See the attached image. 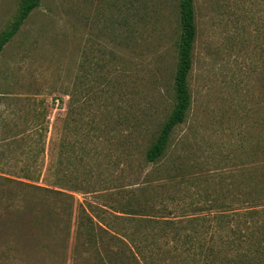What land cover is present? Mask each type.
Here are the masks:
<instances>
[{
    "label": "rangeland",
    "instance_id": "rangeland-1",
    "mask_svg": "<svg viewBox=\"0 0 264 264\" xmlns=\"http://www.w3.org/2000/svg\"><path fill=\"white\" fill-rule=\"evenodd\" d=\"M20 3L0 0V33ZM194 6L190 108L154 163L145 152L175 103L179 0H41L3 46L0 264H210L183 225L208 217L219 240L218 215L264 212V0Z\"/></svg>",
    "mask_w": 264,
    "mask_h": 264
},
{
    "label": "trees",
    "instance_id": "trees-1",
    "mask_svg": "<svg viewBox=\"0 0 264 264\" xmlns=\"http://www.w3.org/2000/svg\"><path fill=\"white\" fill-rule=\"evenodd\" d=\"M40 1L41 0H21L17 16L11 21L9 27L0 33V52L3 46L15 35V33H17L30 12L39 6ZM179 12L181 33L178 42L177 68L174 75L175 103L170 115L162 125L157 138L145 152V159L151 163L158 161L166 153L173 129L185 121L191 104L188 75L192 68V52L197 33L194 0H179ZM64 145L63 143V147ZM22 183L24 184L26 182ZM26 185H30L34 187L35 190H38V192L41 193V198L47 197L50 191L62 193L67 196L70 195V197H72L71 194L45 186L27 183ZM70 191H74V189ZM248 199L252 201L251 203H255V200H253L254 198ZM255 206V204L254 206H248V208L243 211H240L241 209L237 207L232 209L231 222H226V224H224V220L222 221L221 216L218 215L215 219L222 227H227L226 233L219 235V240L213 239V234L216 233L215 231L217 229H214L210 218H201L199 227L193 225V222L199 219L191 218V226L183 225L182 227L184 229L183 237H185V243L188 245L190 243L192 246L197 245L198 251H196L195 257H199L202 262L209 260L210 264H264V222H262V224L259 222L261 216L264 217V212L261 213ZM80 214L84 215L85 219L93 224V216L89 214L86 208L82 207ZM115 215H119V217L122 216V214ZM139 219L146 220L147 218L140 217ZM147 222H150V219H147ZM81 225H85V222L79 218V222L77 223L78 234L81 233ZM90 231H88L87 236L89 240L92 239V233ZM205 231L207 233H203ZM192 232H194L193 235ZM202 234H204V236ZM205 234H211L207 242L205 241ZM211 241L213 242L210 245L211 250L204 255L200 249L205 250ZM198 243L202 245L201 248ZM213 246H215L214 249ZM228 250L229 252L226 254H220V252H226Z\"/></svg>",
    "mask_w": 264,
    "mask_h": 264
}]
</instances>
